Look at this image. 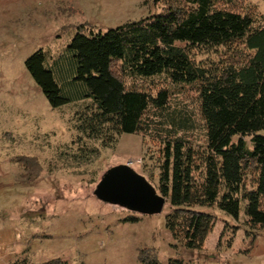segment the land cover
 <instances>
[{"label": "trees", "instance_id": "16d2710c", "mask_svg": "<svg viewBox=\"0 0 264 264\" xmlns=\"http://www.w3.org/2000/svg\"><path fill=\"white\" fill-rule=\"evenodd\" d=\"M153 2L159 14L77 31L64 55L47 64L38 50L25 67L52 107L88 99L75 127L83 147L99 142L92 153L123 133L156 144L154 186L169 207L172 246L203 248L216 223L204 207L235 219L243 209L251 245L264 226V16L247 0ZM186 86L195 112L175 98Z\"/></svg>", "mask_w": 264, "mask_h": 264}, {"label": "rangeland", "instance_id": "374dc122", "mask_svg": "<svg viewBox=\"0 0 264 264\" xmlns=\"http://www.w3.org/2000/svg\"><path fill=\"white\" fill-rule=\"evenodd\" d=\"M247 3L264 16V0ZM161 10L153 0H0V264H142V250L148 264H264V226L250 245L243 209L235 219L204 207L216 223L196 250L171 245L167 204L149 215L98 199V181L118 164L156 186V144L123 133L92 153L99 142L85 139L83 147L75 127L88 99L52 107L25 67L38 50L47 64L64 55L77 31L89 35ZM175 98L197 110L193 87Z\"/></svg>", "mask_w": 264, "mask_h": 264}, {"label": "water", "instance_id": "95a60500", "mask_svg": "<svg viewBox=\"0 0 264 264\" xmlns=\"http://www.w3.org/2000/svg\"><path fill=\"white\" fill-rule=\"evenodd\" d=\"M93 194L103 202L149 215L160 213L166 202L155 186L128 163L109 167Z\"/></svg>", "mask_w": 264, "mask_h": 264}, {"label": "crops", "instance_id": "0c3cea01", "mask_svg": "<svg viewBox=\"0 0 264 264\" xmlns=\"http://www.w3.org/2000/svg\"><path fill=\"white\" fill-rule=\"evenodd\" d=\"M0 249H1V246H0Z\"/></svg>", "mask_w": 264, "mask_h": 264}]
</instances>
